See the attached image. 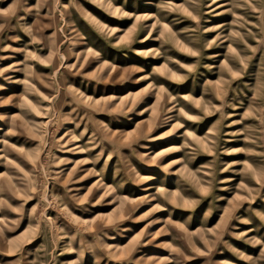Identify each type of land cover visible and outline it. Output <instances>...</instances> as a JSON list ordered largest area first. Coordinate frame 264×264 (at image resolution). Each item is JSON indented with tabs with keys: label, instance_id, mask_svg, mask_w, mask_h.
I'll return each instance as SVG.
<instances>
[{
	"label": "rangeland",
	"instance_id": "374dc122",
	"mask_svg": "<svg viewBox=\"0 0 264 264\" xmlns=\"http://www.w3.org/2000/svg\"><path fill=\"white\" fill-rule=\"evenodd\" d=\"M0 127V264H264V0H0Z\"/></svg>",
	"mask_w": 264,
	"mask_h": 264
},
{
	"label": "bare ground",
	"instance_id": "6f19581e",
	"mask_svg": "<svg viewBox=\"0 0 264 264\" xmlns=\"http://www.w3.org/2000/svg\"><path fill=\"white\" fill-rule=\"evenodd\" d=\"M0 130H2V128L0 127ZM175 148V146L173 145V144H170V145H168L166 148H164V149H170V150H173ZM144 195H148V194H144Z\"/></svg>",
	"mask_w": 264,
	"mask_h": 264
}]
</instances>
